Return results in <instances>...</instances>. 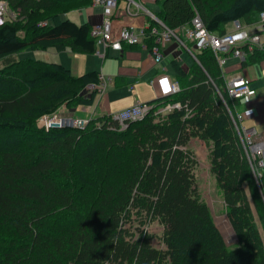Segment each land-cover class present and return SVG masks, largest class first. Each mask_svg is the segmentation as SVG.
<instances>
[{"label": "trees", "instance_id": "1", "mask_svg": "<svg viewBox=\"0 0 264 264\" xmlns=\"http://www.w3.org/2000/svg\"><path fill=\"white\" fill-rule=\"evenodd\" d=\"M0 1L16 13L0 23V264H264L254 214L264 223V206L230 115L240 101L227 95L209 48L187 70L172 60L179 90L147 101L154 108L123 129L108 115L82 129H45L40 116L91 102L94 91L81 92L99 74L72 75L60 63L16 54L27 47L92 53L90 25L60 17L90 0ZM195 11L220 35L235 19L257 22L264 0H161L155 14L176 29ZM193 139L205 145L233 246L200 191Z\"/></svg>", "mask_w": 264, "mask_h": 264}, {"label": "built area", "instance_id": "2", "mask_svg": "<svg viewBox=\"0 0 264 264\" xmlns=\"http://www.w3.org/2000/svg\"><path fill=\"white\" fill-rule=\"evenodd\" d=\"M118 2L119 0H91L92 5L101 7V20L90 27V34L97 46L95 49L97 54L104 56L109 49L120 50L122 43L140 44L148 49L154 61H160L163 57L164 46L173 41L197 61L195 53L202 48H209L224 78V89L227 95L245 104L255 97L257 91L250 85L247 77L241 74L225 77L222 65L228 56L244 60L254 52H264V11L261 12L260 19L257 22L246 24L242 20L235 19L229 23L230 29H226L223 34L218 35L206 29L197 11L194 12L189 23L176 29L169 28L141 0H125V6L118 15L120 19H115ZM140 13L146 15L149 19L146 26L143 24L135 27L125 23L127 17H136ZM15 17L16 13L9 8L8 4L5 1H0V23L6 19H15ZM42 24H45V22H42ZM148 36H151L149 46L144 42ZM98 79L97 83L90 82L85 85L82 90L84 96L93 91L99 94L104 91L105 81L101 75H98ZM150 84L154 86L156 94L161 96L171 95L179 90L178 83L164 73H160L151 79ZM178 106L179 103L177 102L168 103L165 107H157L154 113H161ZM153 108V103L136 102L129 107L108 114V117L110 121L118 122L119 129H123L127 126L128 121L144 117ZM234 109V113L230 112V115L244 147L248 164L264 206V140L262 141L261 136H258L254 129L242 124L243 114L236 107ZM91 117H78L73 113L57 110L52 114L40 116L37 123L45 129L65 126L82 129Z\"/></svg>", "mask_w": 264, "mask_h": 264}, {"label": "crops", "instance_id": "3", "mask_svg": "<svg viewBox=\"0 0 264 264\" xmlns=\"http://www.w3.org/2000/svg\"><path fill=\"white\" fill-rule=\"evenodd\" d=\"M153 12L158 11L161 0H141ZM125 6V0H119L115 19ZM152 7V8H151ZM78 18H71L68 15L61 18H69L70 20L80 23H88L91 27L92 24L101 20V7L99 5H92L91 0L88 4L78 5L73 8ZM70 10V11H72ZM81 10H84L81 11ZM68 11V12H70ZM67 12V13H68ZM83 12V13H81ZM66 13H64L65 15ZM126 24L139 27L140 25L146 26L149 19L142 13L136 17H127ZM230 25V24H229ZM226 29H230L227 27ZM28 48V47H27ZM30 48V47H29ZM97 46L95 45L92 53H83L80 51H73L69 48L58 50L54 47H47L41 49L40 52L33 49V53L26 52L24 56L17 58H32L30 55H42V59H48V62H57L68 68L72 75H80L86 71L96 70L105 81V88L102 93L94 92L92 100L86 105H79V109L62 106V112L67 111L73 113L78 117H97L108 115L112 112L118 111L125 107H129L136 102H147L156 97V90L150 80L160 73L167 74L173 79L175 70L172 66V60L177 61L184 70L189 69L196 62L193 57L189 63H184L182 59L184 49H181L175 42L170 41L163 48V57L160 61H154L144 45L135 44L128 45L122 43L121 49H109L107 54L101 56L95 52ZM21 52V51H20ZM19 53V52H18ZM17 53V54H18ZM48 54L50 57H57L58 60H49L45 56ZM183 62L181 64L179 60ZM219 67V66H218ZM225 77H230L236 74H241L249 79V83L257 91L255 97L247 104H239L238 110L243 114L242 124L250 129H254L258 136L264 140V57L261 59L253 60L252 62H244L234 56H228L222 65ZM174 80V79H173ZM86 97L89 94L85 95ZM95 97L97 100L94 101ZM113 101L121 102L119 106H114ZM95 102V103H94ZM116 109L114 111H111ZM264 148V143H263ZM264 160V155H263ZM264 178V169H263Z\"/></svg>", "mask_w": 264, "mask_h": 264}, {"label": "rangeland", "instance_id": "4", "mask_svg": "<svg viewBox=\"0 0 264 264\" xmlns=\"http://www.w3.org/2000/svg\"><path fill=\"white\" fill-rule=\"evenodd\" d=\"M152 8V7H151ZM84 12V10H81ZM81 12V13H83ZM69 16L71 18H78L79 14H77L74 10L66 13L65 15L63 14L62 17L65 16ZM229 23L227 24V27H229ZM22 51H27V52H31L33 53V49L32 48H25ZM19 52L18 54H16L18 57L24 56L26 52ZM35 51H40V52H34L35 53H41V49H36ZM184 53L182 55V59L184 63L187 62H191L192 58L189 55V53L186 50H182ZM28 56L32 57L33 59H42V55H30L28 54ZM45 56L52 58L49 60H58L56 59L57 57H50L48 54H45ZM45 60V59H43ZM48 61V59H46ZM179 62L181 64H183V62L181 61V59L179 60ZM97 100V97H95L94 101ZM95 103V102H94ZM114 106H119L121 104V102H116L113 101ZM168 103L165 104H159L157 107H165ZM117 108V107H116ZM61 110V108H59ZM77 109H79V106H77ZM59 110V111H60ZM76 110V107H75ZM116 109H113L111 111H114ZM62 112V111H61ZM67 112V111H64ZM190 146L193 149L198 165L196 167V175H197V180L199 183V187H200V191L202 193V196L205 200V202L208 204L212 218L214 220V223L216 225V227L218 228V230L220 231L225 243L228 246H233L236 243L237 237L230 225V222L227 218L226 215V206L223 202L222 199V193L221 191L218 189L215 178L213 176L210 175L209 171H208V166H207V162H206V150H205V145L203 142H201L200 140L197 139H193L190 142ZM253 211L255 210L254 208H252ZM255 214V222L260 230L261 233V237L264 240V223L261 219V217L259 215H257L256 210L254 211ZM154 227H152V231L154 232Z\"/></svg>", "mask_w": 264, "mask_h": 264}, {"label": "snow or ice", "instance_id": "5", "mask_svg": "<svg viewBox=\"0 0 264 264\" xmlns=\"http://www.w3.org/2000/svg\"><path fill=\"white\" fill-rule=\"evenodd\" d=\"M165 84H166V82H165Z\"/></svg>", "mask_w": 264, "mask_h": 264}, {"label": "water", "instance_id": "6", "mask_svg": "<svg viewBox=\"0 0 264 264\" xmlns=\"http://www.w3.org/2000/svg\"><path fill=\"white\" fill-rule=\"evenodd\" d=\"M82 93V92H81Z\"/></svg>", "mask_w": 264, "mask_h": 264}]
</instances>
